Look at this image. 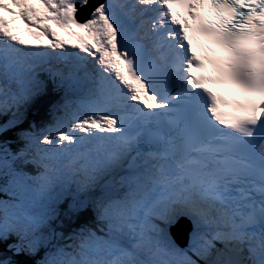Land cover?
<instances>
[{
	"label": "snow or ice",
	"instance_id": "snow-or-ice-1",
	"mask_svg": "<svg viewBox=\"0 0 264 264\" xmlns=\"http://www.w3.org/2000/svg\"><path fill=\"white\" fill-rule=\"evenodd\" d=\"M0 264H264V0H0Z\"/></svg>",
	"mask_w": 264,
	"mask_h": 264
},
{
	"label": "bare ground",
	"instance_id": "bare-ground-1",
	"mask_svg": "<svg viewBox=\"0 0 264 264\" xmlns=\"http://www.w3.org/2000/svg\"><path fill=\"white\" fill-rule=\"evenodd\" d=\"M184 224L182 225V224H180V221L176 224V226L177 227H179L180 229H182L183 231H185L186 230V228H187V224H186V222H183Z\"/></svg>",
	"mask_w": 264,
	"mask_h": 264
}]
</instances>
